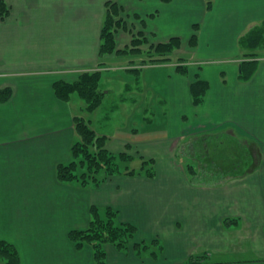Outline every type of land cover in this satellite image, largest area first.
<instances>
[{"label": "crops", "instance_id": "0c3cea01", "mask_svg": "<svg viewBox=\"0 0 264 264\" xmlns=\"http://www.w3.org/2000/svg\"><path fill=\"white\" fill-rule=\"evenodd\" d=\"M4 1L9 12L0 18V89L9 87L11 96L0 103V240L16 248L19 264H94L92 248L84 245L77 249L68 238L69 231L87 227L91 205L111 206L120 221L136 227L128 249L105 244L107 264H176L193 252L209 251L211 245H218L223 215L253 219L254 208L264 212V58L258 59L256 71L246 81L238 78L239 59L188 68L185 75L178 73L174 64L163 65L168 74L161 97L165 104L161 116L164 130L158 137L156 131L143 130V140L138 139L139 126L131 122L140 116L134 95L129 96L130 106L128 98L121 97L119 105H111L112 115L101 116L96 114L103 109V101L87 112L83 101L72 96L63 101L53 90L54 82L74 81L81 70L92 68L98 61L99 32L107 1L118 2L119 16L127 25L135 22L141 26L137 31L146 37L149 32L153 37L156 34L163 42L177 33L168 27L173 17L169 15L162 22L159 9L177 5L191 8L193 0ZM196 1L200 14L202 10L207 15L213 13L206 10L204 0ZM221 1L228 7L236 1L243 8L244 13L232 10L231 15L228 10L224 16L227 21L242 18V27L244 22L264 24V0ZM247 8L252 18L246 15ZM154 11L159 12L158 18L145 17ZM134 14L138 19L128 23ZM243 16L248 18L244 21ZM246 28L235 32L237 39ZM121 31L116 34L117 44L125 39ZM231 48L218 49L216 56L239 51L237 42ZM125 78L123 88L133 93V78ZM197 79L206 81L208 88L202 102L194 105L190 84ZM120 109L124 111V129L133 132L135 140L112 137L101 127H92L93 115L96 120H109ZM75 116L83 117L97 134L107 137L108 151H125L131 156L136 151L138 156L152 158L153 178L117 174L98 186L60 182L56 166L70 160V146L76 139ZM207 135L217 141L222 135L239 139L251 155L248 171L227 175L221 181L192 179L197 169L194 174L188 172L182 150L190 152L189 157L200 149L205 154ZM193 232L200 233L195 238H204L210 247L202 240L200 244L191 241L189 233ZM156 236L162 241V257L157 261L137 257L134 242ZM0 264H5L1 258Z\"/></svg>", "mask_w": 264, "mask_h": 264}, {"label": "rangeland", "instance_id": "374dc122", "mask_svg": "<svg viewBox=\"0 0 264 264\" xmlns=\"http://www.w3.org/2000/svg\"><path fill=\"white\" fill-rule=\"evenodd\" d=\"M250 8L246 9V15L252 18V16L250 15V10H251ZM242 9H243L242 6L238 7V3L236 1L234 4L229 3V7H228L226 1L223 2L221 0H216V2L215 0H212V8L210 10L213 11V13L208 15L204 13L202 9H201L202 14H200V5L196 0H193V6L191 8L189 7L184 8L182 5H177L171 7L169 10L162 11V9H159L161 13L160 17H162L161 18L162 22H165L164 20H166L167 16L169 15H170L169 17H173V21L170 23V25H168V27L172 32L177 33L175 36L180 37L181 44L179 48L174 49L168 54H164V55L157 54L151 49L152 45H155L160 42L157 38V35L154 34L153 37V33L149 32V34H147L148 37H146L145 33L141 32L145 36V42H143L140 46H138L139 52H127L124 55H115L113 52L112 54L98 58V61L96 62L95 65H93L92 68L83 71L81 70L80 73L84 71H91V70L93 71V69H100L101 78L98 87L103 92V98H102L103 109L100 110L96 115L103 116L106 113L107 114L110 113V115H112V111L110 110V107L112 104L119 105L121 102V97H127L128 98L127 103L128 106H130L131 104H129L130 103L129 96L134 95L135 99L138 98L139 101L137 106L138 108H140V116H139L140 119L133 118L131 122L133 124H136L140 128L139 129L140 135L138 136V139L143 140L144 135H142L143 133L141 132H143V130L144 132H148V129H150L151 132L156 131L154 134L157 137L162 136L159 135V133L161 130H164L163 122L161 121L162 120L161 116L163 114L162 112L164 111L165 104L162 101L161 97L165 95L164 94L165 84L163 83V81H165L168 77L167 68H164L163 65L165 64L166 66L172 64L175 65L180 63L179 61H185V63L188 64L187 68L197 69L199 66L203 68L211 67L206 65H213L211 63L216 61H222V62L228 60L237 61V59H239V63H240L242 60L245 59V52L240 48L238 44V39L240 37H238L237 39L236 35L238 34H235V32L238 33L239 32L238 29H240V27L243 28L244 26L247 25L246 30L243 32L244 34L250 29V27L255 25H261L260 22L251 23V24L250 22H244V26L242 27L243 24L242 25L240 24L242 18L241 19L236 18L227 21L226 18L224 17L228 10L230 11L229 14L231 15L232 10L234 11L240 10L241 11L240 13H244ZM135 15L136 14L133 15V18L131 17V19L128 20V23H130L132 19L134 20L138 19V17ZM153 15L154 17L157 16L158 18L159 12L154 11L153 13L147 14L145 17L149 19L152 18ZM243 17H244V21L245 19L248 18V17L246 18L245 16ZM134 23L126 25V28L122 30L125 39H121L122 41L121 44H117L118 42L116 41V48L122 49L124 47H130L132 37L138 36L139 31H137V29L140 28L141 26L139 27L137 23L135 24ZM194 24L198 25L197 29H194ZM173 25H175L176 27H173ZM144 29H146L145 26ZM122 31L120 33H122ZM192 33H196L197 35V44L195 46H190L189 44V39ZM169 38H167L164 41H167ZM236 42L238 47L237 49L239 50L237 51L238 53L235 52L234 54V52H231L229 55L227 53L224 56H220V57L216 56L217 54L216 51L218 49L222 50V47H224V50L226 49L227 51L228 50L231 51L232 45L233 44L235 45ZM257 54H258L257 59L264 58V48L259 49L257 51ZM161 58H168L169 60L162 61V64L160 62H151V61L160 60ZM144 62L146 64H144ZM132 67L138 68V71L135 72L131 70ZM126 75L127 77L131 76L133 78V82H132L133 93L130 90L128 91L123 88V83L126 79L125 78ZM136 83L138 84V89L135 88ZM71 96L78 98L79 101H83L76 94L74 95L72 94ZM123 112L124 111L120 109L116 111L115 114L111 116L109 120L105 119L104 121L96 120L95 118L96 115L95 116L93 115L91 117L92 127L93 128L101 127L103 130L108 132L109 136L112 137L126 136V138L135 140L136 138L132 137L133 132H131L130 130L128 132V129L127 130L124 129L125 116L122 115ZM145 118H150V119L155 118V120L151 122V121H146ZM128 123L132 124L130 122ZM143 124H145V127H143ZM124 132L128 134H125ZM135 133L136 132H134V134ZM204 139L207 143L206 145L207 152L205 154H203L200 149V151L194 152L192 156L189 157V155H191L190 152H188L185 149L182 150V154L184 156H188V159L182 156L184 161H187L188 164H191L195 168V170L197 169L198 173L195 177H192V179H203L204 181H211V180L221 181L224 180L223 178L227 175L245 174L248 171L251 155L246 148H243L239 139L230 140L228 139V137H225V135H222L218 141L214 139V137L212 136L210 137L208 135ZM201 143H203V141ZM112 153L116 154L119 152H112ZM124 153L128 154L125 151ZM132 153H134L133 160L127 164H129L130 168L137 169L140 166V159L138 156V152L134 151ZM129 155L132 154L129 153ZM123 165L124 164H122V166L120 167L124 168ZM104 175L105 174L102 172L98 175V178L102 179ZM138 175L140 176V174ZM104 181H102L101 183H103ZM107 207H111V206H107ZM251 213L253 214L251 215V217L253 216L252 217L253 219H251L250 217L246 219L244 218L245 216L240 217L239 215L222 216L219 222V225L222 227L219 226V232L217 233L218 245H216V247L213 246L214 244L211 245L213 247L212 250L209 251L204 250L209 254L210 261L217 262L220 264H224V263L264 264L263 263L264 262V225H263L264 212L262 210L254 208L251 211ZM225 218L229 220L232 219L233 221H235V223L231 224L229 227H226L223 223ZM117 220L120 221L118 218V212H117ZM256 221L262 223L259 224V222L257 223ZM189 234L192 235L191 241H193L195 244H200L201 242L200 240H202L204 244L208 243L209 244L208 247H210L211 243L209 241L205 240L204 238L200 239L201 237L195 238L200 233L193 232ZM132 239L130 240L129 243L126 244L127 245L126 249L132 246L131 245V241H133ZM213 239L216 240L214 236ZM152 240H155L157 241V243H160L162 245V241L160 237L156 236ZM139 241L140 240L136 242ZM106 244H112V243H106ZM116 249L118 248L116 247ZM104 250H105V257L107 258V252L105 247ZM151 250H152L151 247H148L144 251V254H142V256L147 257L148 259L150 258L153 261H157L159 260L160 257H162L163 247L162 250L158 252L156 258H153L152 255L150 254ZM136 256L138 257V255ZM180 263L181 262L176 264H180ZM158 264H168V263L164 262ZM169 264H175V263H169Z\"/></svg>", "mask_w": 264, "mask_h": 264}, {"label": "trees", "instance_id": "16d2710c", "mask_svg": "<svg viewBox=\"0 0 264 264\" xmlns=\"http://www.w3.org/2000/svg\"><path fill=\"white\" fill-rule=\"evenodd\" d=\"M163 1L169 2V0ZM105 6L106 9L99 32L98 57L101 58L113 52L115 55H124L127 52H139L138 46L145 42V36L141 32L138 33V36L132 37L130 47L116 48V34L119 29L123 30L126 28L127 22L119 16L121 9L117 1H107ZM205 7L207 10H210L212 8V0H205ZM8 12V4L4 0H0V18L6 17ZM197 28L198 25L194 24V29ZM180 44V37L172 36L167 41L152 45L151 49L157 54L164 55L179 48ZM189 44L190 46L197 44L196 33H192L190 36ZM238 44L245 52V59L240 62L238 78L246 81L256 71L258 64L257 51L264 48V24L252 26L240 36ZM165 60L169 59L161 58L160 60L151 62L162 63ZM179 62L175 64V69L178 73L185 75L188 71V64L185 61ZM144 64L146 63L144 62ZM131 70L137 72L138 68L132 67ZM100 76V69L84 71L74 81L66 82L59 80L54 82L53 90L56 96L63 101H68L72 94H76L83 100L85 111L92 112L98 108L103 98V92L98 87ZM207 88V82L201 79H197L190 84V94L194 105L202 102ZM10 96L11 89L9 87L0 89V103L6 102ZM74 130L77 137L70 146V160L58 163L56 166V177L60 182H75L80 186H97L106 180V178L115 174H125L128 176L140 174L153 178L154 161L152 158L146 159L139 156L141 160L139 168H130L127 163L133 160V156L124 152L115 154L108 151L105 148L107 137L97 134L83 117H74ZM122 164H124V168L120 167ZM186 168L188 172H191L190 174L195 173V168L191 164H188ZM102 172L105 175L102 179H99L98 175ZM223 223L226 227H229L235 221L225 218ZM135 233L136 227L133 224L117 220V211L115 209L107 206L99 208L91 205L90 220L87 227L69 231L68 238L77 249H81L84 245H89L92 248L94 264H107L104 244L112 243L118 249L125 250L126 244L130 242ZM148 247L152 249L150 254L153 258H156L158 252L162 250V245L155 240H143L133 244L134 252L139 257L144 254V251ZM0 258L4 260L5 264H19L16 248L7 241L0 240ZM180 264L220 263L210 261L209 254L205 251H200L192 253Z\"/></svg>", "mask_w": 264, "mask_h": 264}]
</instances>
